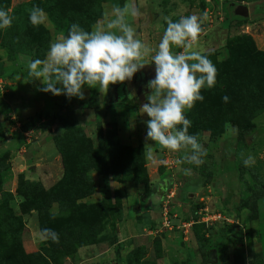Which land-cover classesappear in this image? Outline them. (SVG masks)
<instances>
[{
    "label": "rangeland",
    "instance_id": "obj_1",
    "mask_svg": "<svg viewBox=\"0 0 264 264\" xmlns=\"http://www.w3.org/2000/svg\"><path fill=\"white\" fill-rule=\"evenodd\" d=\"M57 3L0 0L13 17L10 28L0 29V198L11 193L8 205L21 226L16 237L9 233L0 242L6 243L0 264H200L199 246L209 251L207 264H264V196L256 216L248 217L246 200L256 181L238 169L251 155L250 167L264 180V110L251 117L245 146L237 137L239 119L259 102L247 91L264 82L256 68L264 55V0L93 1L99 8L93 24L105 14L114 18V6L135 3L141 15L126 19L153 49L166 17L175 22L207 14L191 50L214 63L217 82L185 112L189 134L207 149L199 167L178 164L183 151L144 149L148 117L139 109L146 97L138 100L133 80L110 85L104 96L85 86L83 100L40 91L39 80L26 82L29 62L44 59L50 43L67 35L71 18L80 21L84 13L66 3L53 12ZM238 4L247 6L248 16L233 13ZM33 6L46 14L38 27L28 18ZM251 49L257 63L243 69L239 58ZM95 91L98 115L88 107ZM154 190L163 196L155 205L149 201ZM43 228L56 231L59 243L47 248L37 238Z\"/></svg>",
    "mask_w": 264,
    "mask_h": 264
},
{
    "label": "clouds",
    "instance_id": "obj_2",
    "mask_svg": "<svg viewBox=\"0 0 264 264\" xmlns=\"http://www.w3.org/2000/svg\"><path fill=\"white\" fill-rule=\"evenodd\" d=\"M27 11L33 27L45 23L42 8L33 6ZM140 15L135 3H126L122 7L114 6V18L105 14L90 31L78 23L71 24L66 36L50 43L44 59L29 62L26 82L39 80L40 91L83 100L85 86L97 89L104 96L110 85L131 81L146 65L154 64L155 75L145 85L150 92L145 93L146 102L139 109L148 117L144 149L154 144L161 151H183L184 156L177 163L199 167L205 163L207 149L197 134H189L192 121L185 112L197 101L203 102L202 90L214 88L217 82L218 70L214 63L207 55L191 50L207 14L181 16L175 22L166 17L167 27L155 49L137 38L136 29L126 19ZM12 21L13 17L0 9V29L10 28ZM173 48L184 51L174 53ZM146 56H150V60H145ZM228 99L223 97L225 102ZM243 163L250 167L255 159L249 155ZM183 171L185 175H192L191 168ZM162 199L157 190L149 195L153 205ZM37 238L41 242L59 243V234L50 228L39 230Z\"/></svg>",
    "mask_w": 264,
    "mask_h": 264
},
{
    "label": "trees",
    "instance_id": "obj_3",
    "mask_svg": "<svg viewBox=\"0 0 264 264\" xmlns=\"http://www.w3.org/2000/svg\"><path fill=\"white\" fill-rule=\"evenodd\" d=\"M95 0H92V3H90L88 0H57V6H54L53 9H51L53 12L55 11L56 8H60L63 6V4H69L71 5V8H76L80 10H84V13H82V16L80 21H76L75 18H71V23H78L82 28L85 30H88L91 25L95 22L96 19L99 17V8L97 6ZM31 4V3H28ZM75 6H72V5ZM88 4V6H87ZM9 54L12 53V49L8 48ZM258 57V53L254 50L251 49L245 50V53L242 54L239 58V65L242 66L244 69L246 67V64H250V67H255V64L257 63L256 58ZM256 68L259 70V77H261V74L264 77V55L261 60V63L259 65H256ZM258 85V84H257ZM259 88L258 86H252L250 90L247 92L251 94V98L257 97L259 102L255 103L254 105L251 106V113L250 116L245 115L243 118L239 119V123L237 125V137L238 141L245 146L246 145V135L248 133V130H250L251 127L254 126L253 122L251 121V117L259 114L262 110H264V82L259 83ZM250 88V87H249ZM88 107L92 108L95 111V114L98 115L100 113V104H99V99L98 96L95 93L93 94L91 100L88 102ZM56 117L59 118L60 121L66 122L68 119L66 118L65 114H56ZM70 121V119L68 120ZM213 139H216V135L212 136ZM123 151V150H122ZM210 168V165L206 164L203 168V173L205 171H208ZM238 169L240 172V177L244 172H248L256 181L255 189L253 190V193L247 197L246 200V207L248 208V217L254 218L256 216V211H257V206L256 202L259 198L264 196V180L259 176L257 171L252 168V167H246L244 163H239L238 164ZM77 196L76 198H78ZM12 199V195L9 192H3L1 193V198H0V242H4V236L9 233H13L12 235L14 237L17 236V234L20 232V222L18 215H15L11 207L8 205V201ZM59 207H60V201H59ZM52 246V242L48 241V246L49 248ZM6 247V243L0 245L1 248ZM199 252L201 254V262L200 264H207L209 260V251L206 246H199ZM21 255L16 256V258H20ZM2 259V258H1ZM21 259V258H20ZM2 260H0V263Z\"/></svg>",
    "mask_w": 264,
    "mask_h": 264
},
{
    "label": "water",
    "instance_id": "obj_4",
    "mask_svg": "<svg viewBox=\"0 0 264 264\" xmlns=\"http://www.w3.org/2000/svg\"><path fill=\"white\" fill-rule=\"evenodd\" d=\"M233 13L241 16H248V8L246 5H234ZM155 65H146L141 71L137 72L134 76L133 84L135 85V91L139 101L145 99V93L150 92L149 89L145 87L147 81L150 78H153L155 75L154 72Z\"/></svg>",
    "mask_w": 264,
    "mask_h": 264
},
{
    "label": "flooded vegetation",
    "instance_id": "obj_5",
    "mask_svg": "<svg viewBox=\"0 0 264 264\" xmlns=\"http://www.w3.org/2000/svg\"><path fill=\"white\" fill-rule=\"evenodd\" d=\"M134 89H135V85H134Z\"/></svg>",
    "mask_w": 264,
    "mask_h": 264
}]
</instances>
